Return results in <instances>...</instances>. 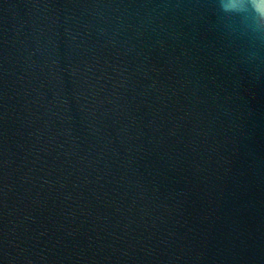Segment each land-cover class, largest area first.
I'll list each match as a JSON object with an SVG mask.
<instances>
[{
	"label": "water",
	"instance_id": "1",
	"mask_svg": "<svg viewBox=\"0 0 264 264\" xmlns=\"http://www.w3.org/2000/svg\"><path fill=\"white\" fill-rule=\"evenodd\" d=\"M0 264H264V21L0 0Z\"/></svg>",
	"mask_w": 264,
	"mask_h": 264
},
{
	"label": "clouds",
	"instance_id": "2",
	"mask_svg": "<svg viewBox=\"0 0 264 264\" xmlns=\"http://www.w3.org/2000/svg\"><path fill=\"white\" fill-rule=\"evenodd\" d=\"M218 8L225 15H246L258 26L264 21V0H218Z\"/></svg>",
	"mask_w": 264,
	"mask_h": 264
}]
</instances>
